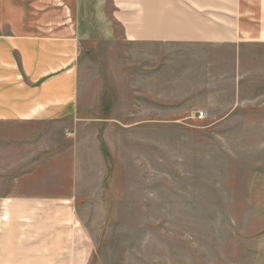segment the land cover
I'll return each mask as SVG.
<instances>
[{
  "label": "rangeland",
  "instance_id": "374dc122",
  "mask_svg": "<svg viewBox=\"0 0 264 264\" xmlns=\"http://www.w3.org/2000/svg\"><path fill=\"white\" fill-rule=\"evenodd\" d=\"M79 66L96 120L9 132L27 136L26 192L74 199L90 264H264V47L119 42Z\"/></svg>",
  "mask_w": 264,
  "mask_h": 264
},
{
  "label": "crops",
  "instance_id": "0c3cea01",
  "mask_svg": "<svg viewBox=\"0 0 264 264\" xmlns=\"http://www.w3.org/2000/svg\"><path fill=\"white\" fill-rule=\"evenodd\" d=\"M119 42L148 54L264 47V0H0V264H90L74 199L26 192L27 136L9 129L96 120L79 61L86 46Z\"/></svg>",
  "mask_w": 264,
  "mask_h": 264
},
{
  "label": "built area",
  "instance_id": "2783aa9c",
  "mask_svg": "<svg viewBox=\"0 0 264 264\" xmlns=\"http://www.w3.org/2000/svg\"><path fill=\"white\" fill-rule=\"evenodd\" d=\"M202 116V115H201Z\"/></svg>",
  "mask_w": 264,
  "mask_h": 264
}]
</instances>
